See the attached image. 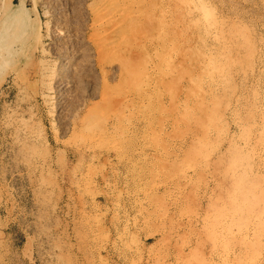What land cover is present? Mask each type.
I'll return each instance as SVG.
<instances>
[{
    "label": "rangeland",
    "instance_id": "1",
    "mask_svg": "<svg viewBox=\"0 0 264 264\" xmlns=\"http://www.w3.org/2000/svg\"><path fill=\"white\" fill-rule=\"evenodd\" d=\"M0 23V264H264V0Z\"/></svg>",
    "mask_w": 264,
    "mask_h": 264
},
{
    "label": "bare ground",
    "instance_id": "2",
    "mask_svg": "<svg viewBox=\"0 0 264 264\" xmlns=\"http://www.w3.org/2000/svg\"><path fill=\"white\" fill-rule=\"evenodd\" d=\"M20 6H24V4L22 3ZM212 9H213V8H212ZM201 11H202V10H201ZM204 13H205V12H204ZM206 13H208V12H206ZM208 14H209V13H208ZM202 15H203V14H202ZM18 17H19V16H18ZM211 17H212V16H211ZM204 18H205V17H204ZM208 20H209V19H208ZM3 22H4L5 26H6V25L8 26L9 29L14 28V26L16 25V24L13 23V21H11V20H9V21H7V22L4 20ZM3 22H2V23H3ZM197 22H198V21H197ZM209 22H210V21H209ZM214 22H215V21H214ZM0 24H1V23H0ZM209 26H210V25H209ZM17 27H18V26H17ZM210 29H211V28H210ZM15 32H17V31L15 30ZM220 33H222V31H221ZM214 34H215V33H214ZM216 35H217V34H216ZM216 35H215V36H216ZM223 35H224V34H223ZM233 35H234V34H233ZM235 35H236V34H235ZM242 38H243V37H242ZM245 39H246V38H245ZM219 40H220V39H219ZM1 47H2V46H1ZM3 48H4V47H3ZM4 49H5V48H4ZM8 50H9V48H8ZM3 52H4V50H3L2 48H0V58L2 57L1 55L3 54ZM5 53H6V52H5ZM213 56H214V55H213ZM212 62H213V61H212ZM214 62H215V61H214ZM214 62H213V63H214ZM217 62H218V61H217ZM207 63H208V62H207ZM210 63H211V62H210ZM208 64H209V63H208ZM210 65H212V64H210ZM213 65H214V66H213ZM213 65H212V67L218 66V65H215V64H213ZM219 65H220V64H219ZM217 68H218V67H217ZM223 68H224V67H222V69H223ZM222 73H223V72H222ZM222 73H221V74H222ZM219 80H221V79H219ZM221 82H222V81H221ZM221 84H222V83H221ZM188 142H189V141H188ZM231 157H232V155H231ZM131 160H132V159H131ZM245 171H246V170H245ZM242 172H243V171H242ZM247 172H248V171H247ZM243 173H244V172H243ZM243 173H242V174H243ZM226 174H227V173H226ZM244 174H245V173H244ZM239 176H240V175H239ZM246 176H247V174H246ZM243 177H245V176H243ZM241 178H242V177H241ZM241 178H239V179H241ZM253 178H254V177H253ZM254 179H255V178H254ZM208 180H209V179H208ZM234 180H235V179H234ZM236 181H237V180H236ZM242 181H243V180H242ZM237 182H238V181H237ZM240 182H241V180H240ZM240 182H239V184H240ZM250 182H251V181H250ZM242 183H244V182H242ZM256 183H257V181H256ZM250 184H251V183H250ZM240 185H241V184H240ZM256 185H257V184H256ZM238 187H239V186H238ZM250 187H251V186H250ZM252 187H253V186H252ZM252 187H251V188H252ZM239 188H242V186H240ZM239 188H238V189H239ZM244 188H246V187H245V184H244ZM242 189H243V188H242ZM262 189H263V188H262ZM263 190H264V189H263ZM243 191H244V189H243ZM256 191H257V190H256ZM248 192H249V191H248ZM260 192H261V191H260ZM250 193H251V192H250ZM247 194H248V193H247ZM240 195H241V194H240ZM251 195H252V194H251ZM257 196H259V195H257ZM261 196H262V194H261ZM261 196H260V197H261ZM248 197H249V196H248ZM250 197H252V196H250ZM253 197H254V196H253ZM241 198H242V197H241ZM253 200L258 201L257 198H256V199H253ZM260 200H261V198H260ZM237 202H238V201H237ZM240 203H241V202H240ZM255 203H256V202H255ZM255 203H253V204H255ZM245 204H248V202L245 203ZM249 204H250V203H249ZM249 204H248V205H249ZM256 204H257V203H256ZM260 204H261V202H260ZM145 205H146V204H145ZM236 206H237V205H236ZM241 206H242V205H241ZM255 206H256V205H254V208H255ZM240 208H241V207H240ZM249 208L251 209V207H249ZM262 209L264 210V208H262ZM236 210H237V209H236ZM254 210H255V209H254ZM251 211H252V210H251ZM260 212H261V211H260ZM263 212H264V211H263ZM258 213H259V212H258ZM238 214H239V212H238ZM241 214H243V213H241ZM262 215H263V214H262ZM235 216H236V215H235ZM240 216H241V215H240ZM257 216H258V215H257ZM257 216H256V217H257ZM260 217H262V216H260ZM263 217H264V216H263ZM224 218H225V217H224ZM236 219H237V218H236ZM248 219H249V217H248ZM263 219H264V218H263ZM251 220H252V218H251ZM253 220H254V219H253ZM260 220H261V222H260V221L258 222V219L255 220V221L257 222V223L254 224L256 230L253 229V235H255V236L258 235V234H259V231H260V230L258 231L257 229L260 228V227H263V226H264V221L262 220V218H261ZM230 222H231V221H230ZM226 223H228V222H226ZM242 223H243V222H242ZM185 224H186V223H185ZM246 224H248V223H245V225H246ZM249 225H250V223H249ZM223 226H224V225H223ZM230 227H231V226H230ZM263 228H264V227H263ZM242 230H243V229H242ZM246 230H247V229H246ZM263 230H264V229H263ZM227 231H229V230H227ZM233 232H234V231H233ZM244 232H245V231H244ZM244 232H243V233H244ZM246 232H247V231H246ZM228 233H229V232H228ZM248 233H249V232H248ZM225 234H226V233H225ZM246 234H247V233H246ZM246 234H245V235H246ZM230 235H231V234H230ZM245 235H244V237H246ZM247 236H248V235H247ZM259 236H260V234H259ZM259 236H258V237H259ZM224 237H225V236H224ZM250 238H251V237H250ZM257 239H258V238H257ZM245 240H246V239H245ZM245 240H244V241H245ZM257 241H260V239H258ZM259 243H260V242H259ZM242 244H243V243H242ZM250 244H251V243H250ZM202 245H203V244H202ZM197 258H198V257H197ZM190 262H191V261H190Z\"/></svg>",
    "mask_w": 264,
    "mask_h": 264
},
{
    "label": "crops",
    "instance_id": "3",
    "mask_svg": "<svg viewBox=\"0 0 264 264\" xmlns=\"http://www.w3.org/2000/svg\"><path fill=\"white\" fill-rule=\"evenodd\" d=\"M26 3H27V0H26Z\"/></svg>",
    "mask_w": 264,
    "mask_h": 264
}]
</instances>
